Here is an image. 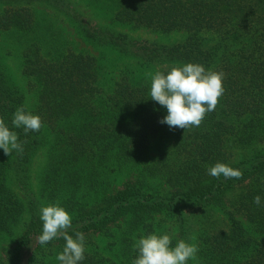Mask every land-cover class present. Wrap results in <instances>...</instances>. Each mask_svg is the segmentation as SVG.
<instances>
[{"label": "trees", "instance_id": "1", "mask_svg": "<svg viewBox=\"0 0 264 264\" xmlns=\"http://www.w3.org/2000/svg\"><path fill=\"white\" fill-rule=\"evenodd\" d=\"M187 63L223 72L224 92L170 129L148 74ZM21 106L38 132L12 125ZM0 119L23 146L0 149V264H60L64 239L37 241L56 202L84 235L79 264H132L150 233L197 244L187 264H264V0H0ZM217 162L242 177L208 175Z\"/></svg>", "mask_w": 264, "mask_h": 264}, {"label": "clouds", "instance_id": "2", "mask_svg": "<svg viewBox=\"0 0 264 264\" xmlns=\"http://www.w3.org/2000/svg\"><path fill=\"white\" fill-rule=\"evenodd\" d=\"M148 75L151 76V99L167 109V115L159 122L170 129L185 130L200 126L206 113L215 110L224 92V73L206 70L200 64L187 63L173 66L166 74L157 71L154 75ZM11 123L15 128H23L25 134L38 132L42 127L41 118L26 112L22 106L14 112ZM0 149H3L6 156H10L13 150L18 154L23 153L17 133L10 131L3 119H0ZM207 174L217 179L221 176L225 179L242 177L240 170L220 162L208 167ZM253 202L260 205V196L254 197ZM40 220L42 232L37 237L40 245L58 238L66 242L63 251L56 257L60 264H79L85 259L84 235L76 232L73 238L68 234L72 218L59 202L41 207ZM170 245L171 237L168 234L150 233L141 236L133 245L137 256L132 264H187L188 260L197 259V244L178 240L175 247Z\"/></svg>", "mask_w": 264, "mask_h": 264}, {"label": "rangeland", "instance_id": "3", "mask_svg": "<svg viewBox=\"0 0 264 264\" xmlns=\"http://www.w3.org/2000/svg\"><path fill=\"white\" fill-rule=\"evenodd\" d=\"M91 16H93V13L91 11H87ZM97 22L107 24L103 22V16L98 13L97 15L93 16ZM118 30L123 31L125 33H128L129 35H132L138 39H146V40H155V41H162V42H174L178 39V34H170V35H161L156 33H151L147 30H140V29H132L129 26H121L114 24ZM113 26V25H112ZM114 27V26H113ZM115 28V27H114ZM69 29V28H68ZM69 32V36L71 37L73 43L78 46L77 50H84V51H91L96 55H99V52L94 51L90 46H88L84 41H82L77 35V37L73 34V29L67 30ZM106 62V60L104 61ZM17 70V68H16ZM18 77L19 74H17ZM43 159V158H42Z\"/></svg>", "mask_w": 264, "mask_h": 264}]
</instances>
